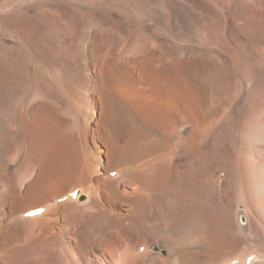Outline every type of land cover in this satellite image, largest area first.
<instances>
[{"label": "bare ground", "instance_id": "obj_1", "mask_svg": "<svg viewBox=\"0 0 264 264\" xmlns=\"http://www.w3.org/2000/svg\"><path fill=\"white\" fill-rule=\"evenodd\" d=\"M154 1L156 2V0ZM188 1L190 0L179 1L180 4L184 3L183 4L184 7H180L179 11H181L182 13H186L187 19H185L184 21H186L185 23L187 24V26L188 24L191 23L190 19H192L193 21V18L197 16L194 7H190L189 5H186L189 3ZM199 3L201 2H198V4ZM172 5L174 9V4L172 3ZM201 8H204L203 5ZM252 9L255 10L254 8ZM204 10L205 9H203V11ZM247 11H248V7H247ZM250 11L251 10H249V12ZM179 15H181V13H179ZM239 16H241V14ZM229 31L234 32L233 29ZM1 38L2 39H0V264H27L31 262L33 264V262L35 261H39V263L37 264H95L92 261L93 257L95 258L99 257L101 260L104 261V264H248L249 258H252L249 264H264V237L261 236L262 234L260 235L261 232L260 230L264 228V195L262 191L263 188L262 182L264 181V95L261 96V98L256 96L258 97L257 99H259L257 103H255V100L249 101V96L250 95L253 96L256 88L252 89L247 94L248 107L245 108H248V110L245 113L243 112L244 114L241 115L243 116L242 120L240 121L239 119H237L236 112L230 119L228 118L227 130H229V132L225 128L227 125L226 123L225 124L223 123L224 125L220 127L221 128L220 130L218 129L219 128L218 126H220L218 124H217L218 125L217 128H214V124H210L212 125L213 129L210 126H208L211 128V133L212 130L218 129L217 132L215 131L216 134L214 135V138L212 137L213 138L212 140L215 149L216 146H218V144L221 145L220 147L217 148L218 151L214 153V155H222L223 158L222 160L219 159V161L220 162L222 161L224 164L222 163L221 164L222 166H220V168L228 169L227 178L224 177L226 179L225 182H227V180L232 179L233 176L237 180L243 176L249 178L250 183H247V187H246L247 188L246 203H248L249 208L244 209L247 210L246 212L241 211L240 209L237 211L233 209L235 207L232 208L230 207V205L225 203L230 208L233 209V210L228 209L229 211L226 212L225 210L227 209H225L224 207L219 208V206L216 205L214 202L215 206L211 211L212 214L206 212V210L204 212V216L208 220V223L206 224L205 223L206 220L205 222L201 221L199 217L201 213L198 212L194 213L195 209L193 210V208L192 211L194 215L193 213H191V206L194 205V199L196 195H197L196 199L198 198V192L201 187L200 185L202 181H204V184L205 181L206 183H208L207 180L209 181L210 177L204 176L202 178H199L198 171H196L198 170V165H200V164L197 165V163L199 162V160L202 161L203 159L201 158V155H199L201 148L198 145L197 133H195L196 136L194 138L192 139L190 138L189 140L187 138H184V136L182 135L183 133L177 134L176 126L179 124H177V120L175 118V113L181 111L180 109L181 104H179L181 94L186 93L188 91L193 92L194 90L198 92L200 90V84L202 82L201 76L202 75L210 76L211 74V70L208 68L210 62L208 63V65H206V63L203 65V62L201 64L199 61L202 57L205 58L206 55L204 56V53H202L204 51L198 53L196 52L197 49L196 51L191 50L192 47L191 49L188 48V50L186 49L184 50L180 48L183 50L182 53L180 54L185 55L184 57H186L188 54L191 55V53L193 52L194 59L193 61H191L192 63H187V62L183 63V66L185 68L179 67L180 71L178 73L176 72L175 73L176 75L164 74L156 77L152 76L156 79L155 81L157 82L156 86H152L156 91L154 92L149 91L150 88H152L151 87L152 83H147L150 87L149 86L147 87L146 84L144 85L147 87L146 92L150 93L148 97H151V100L148 101V103L141 110H137V108H133L127 102H124L121 99L113 98L112 96L115 95H112L113 93H111V90L108 89V84L111 81V83L116 86L120 85L125 87L126 88L124 89L125 95L130 97H135V95H138L141 98H143L144 93H142V91L136 92L134 91V89H129V85H132V83L134 82L133 75L131 74V72H129L128 69L127 70L125 69L126 71L125 75H122L121 73L123 72L121 71L123 69L120 71L121 73H118L120 70L119 68V69H114L113 70L114 73H112V75L110 74L108 75L109 77L106 78V80H104L105 84L107 81V86L103 88V92H104L103 94L107 96L105 92L108 90V95L111 94L110 95L111 98L109 99V102L105 100L103 104V107L105 106V110H103V115H104L103 117L105 122L111 123L112 122L111 114L115 110H118L122 116L119 119H116L115 123L121 124L120 133L128 137L129 139L124 142H121L117 146L116 145L112 146L111 150H109L110 151L109 154L107 153L106 155V162L104 164L102 162V159L104 157L103 155L99 159L96 158L93 159L91 162V159L88 158L87 155L83 152V148H84L83 146L85 143L79 142V139L81 138L80 134L75 133V129L73 128L71 122V120H73L72 117L75 115L74 114L73 116H71V113L74 111L73 110H71L72 112L70 110L69 112L66 111L67 107L70 106L69 104H67L65 106L66 109H64V107H61V105H58L56 102H54L53 95L51 100L46 98H41L40 101L38 99L39 97L35 99V97L33 96L32 97L25 96L24 91H25V86L27 85L24 79L26 78L28 79V77L24 78V76L28 71V67L30 66L32 67L33 65H35L36 67L38 66L37 65L38 63L30 64L29 66H26L27 64H29L28 63L29 60H31L29 58L30 56L27 53V51L25 49H20V48L18 50H14L11 47L12 44L10 45L11 42L5 39V36ZM263 39H261V41ZM244 40L243 42H246ZM252 41H254V39ZM243 45L244 48H246L245 44ZM253 45L251 44V46ZM252 48L249 49V51L252 50ZM251 52H253V50ZM155 56L154 58H156ZM208 56L210 57V53L208 54ZM216 56L214 57L216 58ZM219 56L220 53L217 57ZM170 58L172 59V57ZM211 58H213V56ZM218 59L220 58H217V60ZM174 61L177 60L174 59ZM234 63H236V61ZM161 64L162 63H160V65ZM202 68L205 69L202 70ZM212 68L214 69L213 72H216L214 66ZM167 69L169 68L167 67ZM67 71H69L68 68ZM77 71L79 73H82V71L81 72L79 70ZM171 71L174 70L171 69ZM39 72L41 73V70L38 71V73ZM76 73H74V75H76ZM163 73L164 71L162 72V74ZM29 76L32 77L31 75ZM30 77L28 80L33 78ZM140 81H148V77L140 78ZM228 88H230V86ZM222 90L221 92L225 91V89L223 91ZM259 93H260V89H259ZM158 97L162 99V101H164L166 105H170V103L172 102L175 103L174 107L176 111L170 113L169 111H165V110H161V111L155 110V106H159ZM58 99L61 100L62 98L61 99L58 98ZM202 100H204V98ZM224 102H226L225 99ZM224 102L223 105H225ZM200 105L201 102H199L196 108L193 105H190L189 108L190 111L193 110L194 118L196 120L199 118V113L196 114V112L198 111ZM201 106L204 107V105ZM211 106H209V108ZM209 108L207 110H210ZM224 108L225 106L223 107V109ZM220 111L222 110L220 109ZM184 112L187 113V111ZM64 113H67V115H64ZM210 113L213 114L211 111ZM219 113L221 114V112ZM222 114L224 115V112ZM77 115H79L78 112ZM138 116L141 117L143 120L140 121ZM170 116L173 118L170 119V121L173 120L174 122L171 126H169L170 123L169 121H167ZM220 116L222 117V115ZM221 117L218 116L219 119H221ZM218 118H216V120L220 121ZM216 120L214 119L213 121L215 122ZM150 121L151 124L153 125L157 122H162L163 124L166 123L168 126L167 132L160 134L161 133L160 131L154 130L152 133L148 135L147 132L143 133V130H147L146 127L148 129L150 128ZM210 122L213 123L212 120ZM144 124H146L145 128L142 129L139 128L140 125H144ZM207 124L209 125L208 122ZM206 129L208 128L206 127L204 129L203 127L204 132ZM238 131L243 133V139L242 138L241 139L243 140L244 145L246 144V147L242 152L243 159L241 158L242 161H240L242 163L239 162L240 164H242V166L238 163L239 165L238 164L237 165L239 167L235 168V166H233L234 170H232L230 169L231 167L230 164H229L230 167L227 166V159L229 157L224 160V156H228V152L225 153V151L223 150L222 146L224 145V142L222 140L226 136V134L232 133L233 138L229 139V141L231 140L232 145L233 144L236 145L237 143H235L234 135L236 133H239ZM215 132L213 131V133ZM149 135H150L149 138L151 137L157 138L158 142H157V146L155 147V150L151 152H147L143 154L141 157L135 159L123 160L126 156V153L129 152L130 149L146 141L147 140L146 137H148ZM235 137L237 138L239 136L235 135ZM205 143L207 144L208 142ZM227 143L230 144V142L228 141ZM241 146L237 147V149L241 148ZM77 148H79V151L82 152H77L76 151ZM8 149L12 150V154H6ZM238 150L240 152L242 151L240 149ZM165 152H168L169 155L164 154ZM201 152H203V150ZM232 153L233 152H231V154ZM81 155H83V159H84L83 161L80 160L82 158H79V156ZM239 155H241V153ZM210 156L212 158V154ZM182 158L183 161L181 162L180 160ZM211 158L209 157L207 158V160L205 159V161L202 162L206 164L207 163L212 164L213 159ZM99 168H102V171L107 173L108 180L106 182L103 181V183H99L98 185L97 184L95 185L93 184L94 183L93 181H95V179L93 180L94 174L95 176L96 174L97 176L98 174H102V172L100 173ZM113 172L116 173V176L114 178L111 177V173ZM222 172L224 171H220L219 173ZM63 178L70 179L74 182L79 181L81 182V184L77 185L76 187L66 192L54 193L53 197L41 202L38 206L29 208L28 210L19 211L21 212L20 218L17 217L16 219H12L11 221H9L10 225L6 223L9 210L14 206L15 202H17L20 198H23L22 196L26 195L27 193L32 196L36 192H38L44 186V184L53 183ZM239 181L242 180L240 179ZM235 182L237 181L235 180ZM96 183H98V181ZM166 184H169V188L168 190H163L165 191L164 193L161 192L164 196L163 199L160 200L158 199L157 195L158 193H160L161 186H165ZM24 185L27 187L25 188ZM242 185L244 186V184ZM123 187H127L129 190H134V191L136 190V192L134 193L129 191L130 192L129 195L126 196L123 191ZM238 188L240 189L238 191L240 194L242 186H240L239 184ZM76 190H78L79 192L77 196H73V193ZM218 190L220 189L218 188ZM89 192H91L92 196L94 194L93 199H91L88 196ZM100 192H102L105 195V198L102 203L97 200L98 199L97 196L98 194H100ZM208 192L209 190L207 188V192H206L207 195L209 194ZM241 194H243V192ZM241 194L237 196L241 197ZM211 195L212 194L210 193V196ZM85 196H87L88 198L85 199L84 198ZM210 196H208V198ZM211 199L213 198L211 197ZM218 199L220 201L223 200L221 198ZM243 199H245V197ZM64 201H66L67 203H64ZM60 202H63V204H60ZM70 202H73L74 204ZM178 203L182 204L181 207L177 206ZM238 203L239 202H237V204ZM211 204L212 203H210L209 205ZM123 206H125V208L127 209L130 208V206H134L130 208L131 210L134 211L132 213L127 212L124 215H118L116 217L111 216V212L114 209L118 210L119 207H123ZM165 207L167 209L166 212H169L170 215L169 217H172L175 220L170 227L166 225L168 228L167 227L162 228L157 225L158 220L162 219L159 217L161 216V211L165 209ZM41 208L44 209L42 213L31 217H26L25 214ZM61 208L65 209L64 212L65 214L63 215V217L65 218L73 217V216L94 218L95 216L96 217L98 216L97 219L100 220L102 227H104V229H102L103 231L101 232L102 233L101 237H98L100 238L99 241H97L98 239L95 241V239L93 240L91 237L86 239L82 233L80 223H77V225L73 227V230L71 229L70 231H68V229L70 228L68 227L67 229L68 232L66 233L68 236H65L66 238L61 239L58 236L53 240L49 239L46 240L45 242L44 238L37 237V234H40L41 232V229L38 224L40 221L48 220L49 223H53V224L60 223L59 221L55 220V218L52 216H55V214L59 213L57 211H59ZM184 210H186V213H183ZM217 212L222 213V216H220L221 215L220 213V215H218L217 218H221L222 224H224L226 227H229L230 229L229 233L220 232L221 234H219V233H215L216 231L215 232L210 231L211 228L209 226H212V224H214V226L217 225L215 220V216H217V214L215 216L213 215ZM242 215L248 216L249 222L245 226L242 225L239 221L240 216ZM250 215L254 216L257 220L259 219L257 223L258 226L262 228L259 230L260 232L257 230L256 225L253 222L254 220H252L254 217L251 219ZM148 220L155 221V226L153 228H149L147 226ZM73 223H75V221ZM68 225L71 226V224ZM219 228H215V230ZM7 231L19 237L20 245L18 247H15L11 243L9 244V241L8 240H7L8 242L6 241L5 238L6 236L3 237V235L6 234ZM60 231H59L60 233H64L65 228L62 227ZM135 238H138L139 241L136 240ZM141 242L142 243L144 242L146 244L144 243L139 244ZM137 244H139L140 246L138 245L137 247L136 246ZM6 247L9 248L7 252L5 251ZM141 248H143L142 249L143 251H141ZM107 249L110 250V252L113 251V253H115L113 257L106 256L105 254H103V252ZM136 253L139 255V257L134 255ZM100 255H102V258L100 257Z\"/></svg>", "mask_w": 264, "mask_h": 264}, {"label": "rangeland", "instance_id": "obj_2", "mask_svg": "<svg viewBox=\"0 0 264 264\" xmlns=\"http://www.w3.org/2000/svg\"><path fill=\"white\" fill-rule=\"evenodd\" d=\"M179 1L180 0H173V1L156 0V2L154 0H149V1L148 0H0V36L1 37L5 36V39L11 42L10 45L12 44L11 47L14 50H18L20 48V49H25L27 51V53L30 56L29 58L31 60H29L28 62L29 64H27L26 66H29L30 64L38 63L37 64L38 66L36 67L35 65L32 66L33 68L31 66L28 67V71L24 76V78L28 77L29 79L30 77L29 75H31L33 78L32 77L30 78L34 80V81L32 79L28 80L27 78L24 79L27 85L25 86V91H24L25 96H29V97L33 96L35 97V99L39 97L38 98L39 101L41 100V98H46L51 100L52 97L54 96L53 97L54 102H56L58 105H61V107H64V109H66L65 106L69 104L70 106L67 107L66 111L67 112H69V110L74 111V112L71 111L72 112L71 116L75 114L74 115L75 117L74 116L72 117L74 121L71 120V122L73 128L75 129V133L80 134L81 138L79 139V142L85 143L83 146L84 147L83 152L87 155L88 158L91 159V162L93 159L95 158L99 159L103 155L104 157L102 159V162L104 164L106 162V155L107 153L109 154L110 152L109 150H111V147L114 145L117 146L121 142H124L129 139L128 137L120 133L121 124L115 123V120L119 119L122 116L118 110H115L111 114V119H112L111 123L105 122L103 117L104 116L103 110H105V106L103 107V104L105 100L109 102V99L111 98L110 97L111 94L108 95V90L105 92L107 96L103 94L104 93L103 88L107 86V81L105 84L104 80H106V78L109 77L108 75L109 74L112 75V73H114L113 70L119 68L120 70L118 73L123 72L121 73L122 75H125L126 72L125 69L126 70L128 69V71L131 72V74L133 75L134 82L132 83V85H129V89H134V91L136 92L142 91V93H144L143 98H141L138 95H135V97H130L125 95L124 89L126 88L120 85L116 86L112 84L111 81L108 84V89L111 90V93H113L112 95H115L112 96L113 98L121 99L122 101L127 102L133 108H137V110H141L148 103V101L151 100V97H148L150 93L146 92V89L149 86L147 83H152L151 87L157 85V82L155 81L156 79L152 76L156 77L164 74L176 75L175 73L176 72L178 73L180 71L179 67L185 68L183 66V63L186 62L192 63L191 61H193L194 59L193 52L191 53V55L188 54L186 57H184L185 55L180 54L183 51L182 49L188 50V48L191 49L192 47L191 50L196 51L197 49L196 52L198 53L204 51L202 53H204V56L206 55L207 58L206 56L205 58L202 57L201 58L202 60L200 59L199 61L201 64L203 62V65L205 63L206 65H208V63L210 62L208 68L211 70L212 75L210 74V76L209 75L201 76L202 82L200 84V90H199L200 92L194 90L193 92L188 91L186 93L181 94V98L179 101V104H181L180 105L181 111L175 113V118L177 120V124H179L176 126L177 134L183 133L182 135L184 136V138H187L189 140L190 138L191 139L194 138L196 136L195 133H197L198 145L201 148L199 155H201V158L204 159V160L202 159V161H205V159L207 160V158L209 157L211 158L210 155L212 154V158H211L213 159L212 164L203 163L201 160H199V162L197 163V165L200 164L198 165V170H196L198 171L199 178L208 176L210 177L209 179L210 182L207 180L208 183H206L205 181L204 184V181H202L200 185L201 187L198 192V198L196 199L197 197L196 195L194 199V205L196 206L194 205L191 206V213H193L192 208L193 210L195 209L194 213L196 212L201 213V215L199 216L201 221L205 222L206 220L205 223L207 224L208 220L205 218L204 212L206 210V212L212 214L211 211L214 208L215 204L218 205L219 208L224 207L225 209H227L225 210L226 212L229 211L228 209L230 210L234 209L237 211L240 209L241 211L246 212L247 210L244 209L249 208L248 203H246L247 202L246 187H247V183H250L249 178L243 176L237 180L233 176L232 179L227 180V182H225L226 181L225 178H227L228 169L220 168L223 162L222 161L220 162L219 159L222 160L223 158L222 155H214V153L218 151L217 148L220 147L221 145L218 144V146H216L215 149L212 139L214 138V135L216 134L217 130L218 129L220 130L221 129L220 127H222L225 123L227 124L228 118L230 119L235 114V112L237 113V119H239L240 121L242 120L243 116L241 115H243L248 110V108H245L248 107L247 94L252 89L256 88L253 96L251 95L249 96V101L255 100V103H257V101L259 100L257 98L258 97L261 98V96L264 95V41H263L264 40L263 39L264 38V8H262L264 7L263 5L264 2L263 0H259V1L258 0H200V1L190 0L191 2L190 1H188L189 3L186 2L188 3L186 5H189L190 7H194L197 16L193 18V21L192 19H190L191 23L188 24L187 26V24L185 23L186 21H184L185 19H187L186 13H182L181 11H179L180 7H184L183 5L184 3L180 4ZM198 2H201L202 4L201 3L198 4ZM172 3L174 4V9ZM202 5L204 8H201ZM247 7H248V11H247ZM252 8H254L255 10H253ZM203 9L205 10L203 11ZM249 10L251 11L249 12ZM179 13H181V15H179ZM173 14L176 16H174ZM240 14L241 16H239ZM203 18L206 19L204 20ZM232 29L234 32L229 31ZM1 37L0 39H2ZM253 39L254 41H252ZM261 39L263 40L261 41ZM243 40L246 42H243ZM250 43L254 45L251 46ZM243 44H245L246 48H244ZM251 48L253 52H251L252 50L249 51V49ZM209 53H210V57L208 56ZM216 53L218 55L220 53V56L223 55L224 53L226 54H224L221 57L220 56L217 57L218 55ZM214 54H216L217 56ZM154 56L156 58H154ZM169 56L172 57V59ZM212 56L213 58H211ZM214 56H216V58ZM173 58L178 62L174 61ZM217 58H220L221 60L220 59L217 60ZM172 61L174 63L176 62L175 64L177 66ZM212 61L214 62V65ZM235 61L237 65L236 63H234ZM157 62L159 65L157 64ZM160 63L162 64L160 65ZM166 64H168L169 66ZM212 65L214 66L216 72H213L214 69L212 68L213 67ZM161 66L163 69L165 67V69L163 70ZM166 66L169 69H167ZM67 68L69 71H67ZM37 69L38 71L41 70V73L39 72L40 74L38 73ZM76 69L79 70L80 72L82 71V73H79ZM171 69L174 71H171ZM204 69L205 68H202V70ZM163 71L164 73L162 74ZM74 73H76V75H74ZM68 77L71 78L69 79ZM143 77H148V81H140V78ZM145 84L147 87L144 86ZM229 86L230 88H228ZM222 89L223 90L225 89V91L221 92ZM259 89H260V93H259ZM149 91L154 92L156 90H154V87H152L150 88ZM220 93L223 94L225 97ZM58 98L60 99L62 98L63 100L62 99L59 100ZM203 98L204 100H202ZM224 99L226 102H224ZM199 102H201V105H204V107L201 105L199 106V109L196 112V114L199 113V118L196 120L194 118L193 110L190 111L189 108L190 105H193L196 108ZM223 102L225 103V105H223ZM206 103H209L210 105ZM158 104L159 106H155V110H160V111L165 110V111H169L170 113L176 111L174 107L175 103L173 102L170 103V105H166V103H164V101H162V99L158 97ZM209 106L211 107L209 108ZM224 106H225L224 108L225 110L227 108L226 111L223 109ZM208 108L210 110H207ZM220 109L224 112V115L222 114L223 112L220 111ZM184 111H187V113H185ZM210 111L213 114H211ZM77 112L79 115H77ZM219 112H221V114ZM219 114L222 115V117ZM64 115H67V113H64ZM218 116L221 117V119H219ZM138 118L140 119V121L143 120L139 116ZM210 118L213 123L210 122L211 121ZM216 118H218L221 122L216 120ZM170 119L173 118L171 116L168 118L167 121H169L170 123L169 126H171L174 123L173 120L170 121ZM214 119L216 120L215 122L213 121ZM207 122L209 123V125L207 124ZM210 124H214V128H217L218 125L220 126H218L219 128L217 130L216 129L212 130L211 133V128L213 129V127ZM202 126L204 127V129L206 127L208 129H206L204 132ZM208 126H210L211 128ZM145 127L146 124L140 125L139 128L142 129ZM225 128L227 130L228 124L226 125ZM146 129L147 130H143V133L147 132V135L152 133L154 130H158L161 132V133L159 132L160 134H163L167 132L168 126L166 123L163 124L162 122H157L153 125L151 124L150 121V128L148 129L146 127ZM213 131L216 132L213 133ZM227 131L229 132V130ZM228 134H226V136L224 137L225 140L224 138L222 140L224 142L222 148L225 151V153L228 152V156H224V160L228 157L230 158L227 159V166L230 167L231 165L230 169L234 170L233 166H235V168H238L239 167L238 165L242 163L240 161H242L243 159L242 152L244 151L246 144L244 145V142L242 140L243 133L241 132L236 133L235 135L239 136L237 138L234 135L235 143H237L236 145L235 144L232 145L231 140L229 141V139L233 138V134L232 133H228ZM149 137L150 135L146 137L147 139V140L145 139L146 141L130 149L129 152L126 153V156L123 160L135 159L141 157L143 154L147 152H151L155 150V147L157 146V142H158L157 138L154 137L149 138ZM227 141L230 142V144L227 143ZM205 142L208 143L206 144ZM239 146H241V148H238L242 150L241 152L237 149V147ZM236 149L239 151V153ZM202 150L203 152H201ZM76 151L82 152L79 151V148H77ZM231 152L233 153L231 154ZM240 153L241 155H239ZM6 154H12V150L8 149ZM164 154L169 155L168 152H165ZM79 158H82L80 159L82 161L84 160L83 155L79 156ZM180 161L182 162L183 158ZM240 165L242 166V164ZM99 171L100 173L102 172V174H98V176L96 174L97 178L95 174H94L95 177L93 176V180L95 179V181H93L94 182L93 184L95 185L96 184L98 185L99 183H103V181L106 182L108 180L107 173L102 171V168H99ZM220 171H224V172L219 173ZM111 177L114 178L115 176H113L111 173ZM213 178L215 181L213 180ZM240 179L242 181H239ZM235 180L237 182H235ZM97 181L98 183H96ZM240 182L244 184V186ZM79 184H81V182L79 181L74 182L70 179L63 178L53 183L44 184V186L32 196L27 193L26 195L22 196L23 198H20L17 202H15L14 206L9 210L6 223L10 225L9 221H11L12 219H16L17 217L20 218L21 212L19 211L28 210L29 208L38 206L41 202L53 197L54 193L66 192L76 187ZM239 184L240 186H242L243 189V190L241 189L240 191V194L243 192V194H241V197L237 196L240 195L238 192L240 190L238 188ZM206 186L209 190L208 195L206 193L207 192ZM24 187L26 188L27 186L24 185ZM262 187L264 188V181L262 182ZM168 188H169V184H166L165 186H161L160 193H158V195L161 196L157 195L158 199L160 200L163 199L164 195L162 193L165 192L163 190H168ZM218 188L220 190H218ZM263 188L262 191L264 195ZM123 191L126 196L129 195L130 193L129 191L134 193L136 192V190L135 191L129 190L127 187H123ZM210 193L212 194L211 196ZM88 196L91 199L94 198V194L92 196L91 192H89ZM208 196L210 197L208 198ZM97 197L98 199L97 198L96 199L102 203L105 198V195L102 192H100V194H98ZM211 197L213 199H211ZM217 197L223 200L220 201ZM244 197L245 199H243ZM84 198L86 199L88 197L85 196ZM236 201L239 203L237 204ZM73 202L70 203L74 204L75 202L74 203ZM235 202L238 206L235 204ZM64 203L67 202L64 201ZM210 203L212 204L209 205ZM225 203L230 205V207L232 208L235 207L236 209L230 208ZM60 204H63V202H60ZM181 205H182L181 203L177 204V206L179 207H181ZM131 207L134 206H130V208ZM130 208L127 209L125 208V206H123V207H119L118 210L114 209L111 212V216L116 217L118 215H124L127 212L132 213L134 210H131ZM165 209L161 211V216L159 218L162 219L158 220L159 224L157 223V225L162 228H166L167 226L170 227L175 221L172 217H169L170 216L169 212H166L167 209L166 210ZM57 212L59 213L55 214V216L52 217H54L55 220L59 221L60 223L53 224V223H49L48 220L40 221L38 224L41 229V232L40 234H37V237L44 238L45 242L46 240L49 239L53 240L58 236L61 239L66 238L65 236H68L66 233L71 229L73 230V227L77 225V223H80L82 233L86 239L91 237L93 240L95 239L96 241L98 239L97 241H99L100 238L98 237H101L102 235L101 232L103 231L102 229H104V227H102L100 220L97 219L98 216L97 217L95 216L94 218L93 217L87 218L80 216L65 218L63 217V215L65 214L64 208H61ZM183 213H186V210H184ZM220 213L217 212L213 214L214 216L217 214V216H215V220L218 226L215 225L216 226L215 227L214 224H212V226H209L211 228L210 231L212 232L216 231L215 233H219V234H221L220 232L229 233L230 232L229 227H226L224 224H222L221 218H217L218 215H220ZM220 216H222V213ZM250 216L251 219L254 217L252 215ZM26 217H31V216L26 215ZM255 219L256 218L254 217L252 220H254L253 222L256 225L257 230L259 231L262 228L258 226L257 222L259 219L258 220ZM74 221L75 223H73ZM239 221L242 225L245 226L249 222L248 216L246 215L240 216ZM68 224H71V226ZM147 224L149 228H153L155 226V221L148 220ZM62 227L65 228L64 231L65 234L60 233ZM68 227L70 228L68 229ZM214 227L215 228L220 227L219 228L220 231L219 229L215 230ZM263 229L260 231L264 232ZM261 232L260 235L262 234L261 236L264 237L263 236L264 233ZM9 233L10 232L7 231L6 234L3 235V237L6 236L5 237L6 241L8 240L9 244L11 243L15 247H18L20 245L19 237L13 235L12 233L10 234ZM135 239L138 240V238ZM143 243L141 242L139 244H143ZM139 244H137L136 246L138 247ZM142 249L143 248H141V251H143ZM8 250L9 248L6 247L5 251L7 252ZM103 254H105L106 256L113 257L115 253H113V251L110 252V250L107 249L103 252ZM134 255L139 257L137 253ZM100 257L102 258V255H100ZM92 261L95 264L96 263L104 264V261L101 260L99 257L97 258L93 257ZM35 263L37 264L39 263V261L33 262V264ZM27 264H32V262Z\"/></svg>", "mask_w": 264, "mask_h": 264}]
</instances>
